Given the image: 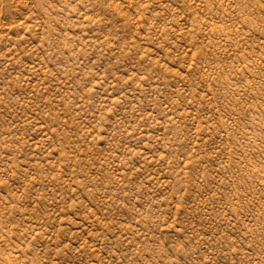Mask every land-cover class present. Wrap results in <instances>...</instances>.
Listing matches in <instances>:
<instances>
[{
    "label": "rangeland",
    "instance_id": "1",
    "mask_svg": "<svg viewBox=\"0 0 264 264\" xmlns=\"http://www.w3.org/2000/svg\"><path fill=\"white\" fill-rule=\"evenodd\" d=\"M0 264H264V0H0Z\"/></svg>",
    "mask_w": 264,
    "mask_h": 264
}]
</instances>
